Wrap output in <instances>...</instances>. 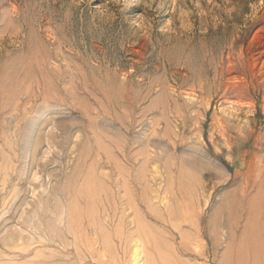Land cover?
I'll return each mask as SVG.
<instances>
[{"label": "rangeland", "instance_id": "374dc122", "mask_svg": "<svg viewBox=\"0 0 264 264\" xmlns=\"http://www.w3.org/2000/svg\"><path fill=\"white\" fill-rule=\"evenodd\" d=\"M262 51L264 0H0V264H234Z\"/></svg>", "mask_w": 264, "mask_h": 264}, {"label": "bare ground", "instance_id": "6f19581e", "mask_svg": "<svg viewBox=\"0 0 264 264\" xmlns=\"http://www.w3.org/2000/svg\"><path fill=\"white\" fill-rule=\"evenodd\" d=\"M262 53H264V51H262V52H260V54H262ZM260 57L261 56H258V58H257V61H259L260 62ZM261 63H262V65L264 64V60H262L261 61ZM200 158V157H199ZM206 159H202V160H205V162H207L209 165H211L212 167H213V165L214 166H216V167H218V169H219V171L221 170L220 169V167H222V166H220L219 167V165L218 164H216V162H214V160L213 159H210L209 157H205ZM260 195V194H259ZM258 195V196H259ZM261 196V195H260ZM258 200L260 199V198H257ZM253 200V199H252ZM252 200H251V202H252ZM258 200H256V198H255V200H254V202H252L253 204H251L252 205V207H253V209H251V210H253L251 213H249V214H253V216H251L252 218H253V220L252 221H250V218H249V221L250 222H252L250 225H249V229H248V227L246 228L247 229V231H249L248 232V236H247V238L245 239L244 238V236H243V240H240L241 239V237L242 236H240V239H238L239 240V245L236 247L237 248V250H236V248H235V250H236V253H235V256H236V260L234 259V264H248V262L251 260V261H254V263L255 264H259L260 262H258V260H259V257L262 259V255H264L263 253L264 252H261L260 253V249L262 248V247H264L263 245H264V243L263 242H261V240H263L262 238V234H264V224H263V222H264V220H263V222H261V217L259 216V214H258V212L262 209V207H261V209H260V200H259V202H258ZM262 201H263V199H262ZM250 202V203H251ZM249 207H250V204H249ZM252 207H250V208H252ZM259 210V211H258ZM250 212V211H249ZM259 213H261V212H259ZM263 219V218H262ZM247 225V226H248ZM246 227V226H245ZM245 228H244V230H246ZM7 231H8V229H6ZM243 230V231H244ZM242 235H244L243 233H242ZM6 236H4L3 237V239L5 238ZM8 238H13V237H11L10 236V234H8V236H7ZM264 241V240H263ZM260 243H263V245L261 246V244ZM235 246H236V244H235ZM232 250V249H231ZM261 251H264V249L262 248L261 249ZM227 252V251H226ZM225 252V253H226ZM235 251H233V253H234ZM225 255V254H224ZM228 255V253H226V256ZM226 259L228 260V258L226 257ZM231 259H232V254H231ZM231 259H230V261H231ZM260 259V260H261ZM233 260V259H232ZM263 261H264V257H263V259H262ZM261 262V263H264V262ZM253 262H251L250 264H252ZM253 263V264H254ZM260 263V264H261ZM232 264V263H231Z\"/></svg>", "mask_w": 264, "mask_h": 264}]
</instances>
